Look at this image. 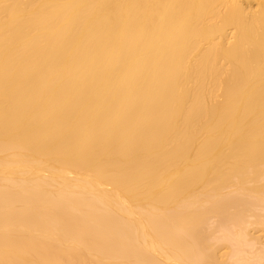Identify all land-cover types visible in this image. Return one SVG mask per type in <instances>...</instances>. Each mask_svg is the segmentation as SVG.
I'll return each mask as SVG.
<instances>
[{
    "label": "bare ground",
    "instance_id": "bare-ground-1",
    "mask_svg": "<svg viewBox=\"0 0 264 264\" xmlns=\"http://www.w3.org/2000/svg\"><path fill=\"white\" fill-rule=\"evenodd\" d=\"M259 200L264 0H0V264L262 263Z\"/></svg>",
    "mask_w": 264,
    "mask_h": 264
},
{
    "label": "rangeland",
    "instance_id": "rangeland-1",
    "mask_svg": "<svg viewBox=\"0 0 264 264\" xmlns=\"http://www.w3.org/2000/svg\"><path fill=\"white\" fill-rule=\"evenodd\" d=\"M230 193H232V192H230ZM230 193H228V194L225 195V196H227V198L224 196V197L226 198V202H227L228 200H234V199H235V203H234L233 205H235V206H234L235 208H238L240 205H238L237 203H241V202H239V201H240V198H239V197H241V201H242V203H243V201H245V197H246V196L244 195V197H243L241 194L234 193V192H233V193H234L233 195L230 194ZM229 195H230V197H229ZM234 195H235V196H234ZM240 195H241V196H240ZM224 197H223V198H224ZM248 197H249V196H248ZM248 197L246 198V201L248 200ZM249 198H251V197H249ZM227 199H228V200H227ZM243 199H244V200H243ZM254 199L256 200V198H254ZM223 200L225 201V199H223ZM251 200H253V198L250 199L249 201H251ZM255 200H254V201H255ZM246 201H245V202H246ZM249 201H248V202H249ZM222 202H223V201H222ZM228 202H229V201H228ZM248 202H247V203H248ZM260 202H261V200L257 201L258 205L261 206V208H264V206L261 205L262 203H264V201H262L261 203H260ZM231 203H232V201H231ZM231 203H229V204H231ZM242 203H241V206L243 205ZM229 204H227V205H229ZM244 204H246V203H244ZM248 204H250V202H249ZM253 204H254V203H253ZM233 205H229V206H230V209H229V207H227V208L229 209V212H231V213H230L231 215H233V213H234L233 210L236 211V209H233ZM250 205H251V204H250ZM241 206H240V207H241ZM240 207H239V210L241 209ZM245 207H248V206H247V205H246V206H243V207H242L243 210L241 209V210L244 211V212H245V210H244ZM227 208H226V209H227ZM250 208H252V207L250 206ZM230 210H231V211H230ZM247 210H248V209H247ZM247 210H246V211H247ZM253 210H254V206H253V208H252L251 210L249 209L248 211L251 212V211H253ZM257 210H258V208H257ZM257 210H256V211H257ZM254 211H255V210H254ZM225 212L227 213L228 210H227V211L225 210L224 213L220 214V215H221V218L219 217V219H224V221H225V222H223L224 224L226 223L227 219H229V218H225V216H226V215H225ZM250 212H249V214H250ZM257 212H258V213H257ZM257 212H255L256 214L253 213V214H255L256 216H257V214H259L257 217H254V218H253L254 220H258V219H255V218H259L261 214H264V209L260 210V208H259V210H258ZM242 213H243V212H242ZM245 213H246V212H245ZM245 213H244V214H245ZM227 214H229V213H227ZM234 214H235V213H234ZM247 214H248V213H247ZM249 214H248V215H249ZM220 215H218V216H220ZM231 215H228V216H226V217H229V216H231ZM253 216H254V215H253ZM261 216H262V215H261ZM243 217H245V216H243ZM249 217L252 218V216H249ZM262 217H264V216H262ZM216 218H218V217H216ZM216 218H215V217H212V218H211L212 220L210 219V221H209L210 223L208 222V223H207L208 225H207V227H206V228L209 227V229H210L211 231H209V230H208V231H209V232H212V231H213V232H212L213 234H211V235L209 234V235H208V234H207V233H209L208 231H207V232L204 231V232H206L205 234H207V235H205L204 233H203V234H204V238H205V236H206V237H207V236H210V237H208V238H209V239H208L209 242L207 241V239H205L208 243H211V244H212V243L214 242V243H215V246H217V248H218V246H219V247L223 246V247L225 248V249L222 248V247L219 248V253H220V252L223 253L224 251H227V252H228L229 249L226 248V247H228V248H231L230 251H231L232 254L230 253V256H233V257H234V255H236V254H238V253L240 254V253L243 252L242 254H240V255H242V256L239 255V257L242 258L243 255H244V253H246V255H244V257H245L244 260H246L247 257H248V259H250V257L252 258V256H254V255H253V252H254V254H255V252L257 253V251L259 250L260 247L262 248V250H264V228H262V227H264V225L259 226L260 224L257 225L258 223H257V224L254 223L255 225H253V224H252V223H253V221H252L253 219H251L250 221H252V222H250L251 225L248 226V228H249V229H248V228L246 227V223H248V221H247V222L244 221V222H245V223H243L244 228L246 229V231H248V232L250 233L249 236H252V237L256 238L254 241H257L258 244L255 243L254 241H252L253 243H255L254 245H253V243H252V244H250V243L248 244V243H247V244H244V246H242V243H241L240 241H238V240H237V237H236V236H238V237H239V236H242V234H241V235H236L235 232H236L238 229H237L236 227L233 228V226H231V223H230L229 221L227 222L228 225H227V223H226V225H227L228 228L231 226V228L234 229L233 231H234L235 234L233 233V237H236V238H233V239H234V240L236 239V242H237V241L240 242L239 244H241L242 248L244 247V250L247 251V252L244 251V250L240 247L241 250H243V251L239 252V250H236V249H235L236 245H239V244H237V243L235 242V243H236V245H235V243L233 244L234 241H232V240H233L232 238H231L232 240H230V239H228L229 237H225L226 235H227V236L229 235V236L231 237V236H232V233H230L231 231H230V230L228 231V228H227L226 225H225L224 227L227 228V229H226V228H225V229H226L231 235L228 234V233L226 234L227 231H226V232L224 231V230H225L224 227H223V226H222V227L219 226V224L222 225V224H221V221H223V220L219 221V219H216ZM231 218H232V216H231ZM246 218H247V217H245V219H246ZM215 219H216V220H215ZM249 219H250V218H249ZM259 220H262V219H259ZM207 221H208V220H207ZM211 221H212V222H211ZM217 221H219V222H217ZM250 223H248V224H250ZM205 224H206V223H205ZM248 224H247V225H248ZM202 228H203V227H202ZM203 229H204V228H203ZM203 229H202V230H203ZM232 229H231V230H232ZM236 229H237V230H236ZM206 230H207V229H206ZM222 230H223V231H222ZM224 232H225V235L223 234ZM222 234H223V235H222ZM237 234H238V231H237ZM234 235H236V236H234ZM222 237H225V238H227L228 240L225 239V238H224V239H225V240H224V239H222ZM242 237H243V238H240V237H239V240H240V239L243 240L244 238H245V239L248 238V237H246V236H242ZM246 240H247V239H246ZM211 241H212V242H211ZM230 241H231V242H230ZM244 241H245V240H244ZM249 241L251 242V240H249ZM249 241H246V242H249ZM246 242H243V243H246ZM214 243H213V244H214ZM250 245H252V246H250ZM255 245H256V246H257V245H258V246L261 245L260 247H258V250H257V251H254V249L256 250V248H257ZM239 246H240V245H239ZM239 246H237V247H239ZM254 247H255V248H254ZM220 249H221V250H220ZM237 249H238V248H237ZM235 250L238 251V253H236ZM222 251H223V252H222ZM232 251H233V252H232ZM234 251H235L236 254L234 253ZM227 252H225V254L229 255V252H228V253H227ZM261 252H262V251H261ZM258 253H259V252H258ZM255 255H256V254H255ZM258 255H259V254H257V256H258ZM260 255L264 256V254H262V253H261ZM230 256H229V257H230ZM257 256H256V257H257ZM229 257H227L226 259L229 260V259H230ZM233 257H231V261H232V263H233L234 260H235ZM237 257H238V256H237ZM254 257H255V256H254ZM256 257H255V258H256ZM259 257H260V256H259ZM232 258H233L234 260H232ZM241 258H240V259H241ZM262 258H264V257H262ZM262 258H261V259H262ZM248 259H247V261H248ZM253 259H254V258H253ZM253 259H252V260H253ZM220 260L222 261V259H220ZM224 260H225V258H224ZM237 260H239V259H237ZM244 260H243V261H244ZM250 260H251V259H250ZM254 260H256V261H254V262L252 261L253 264H255V263L257 262V260H259V259H254ZM235 261H236V260H235ZM225 262H226V261H225ZM225 262H224L223 264H228V262H227V263H225ZM239 262H242V261L240 260ZM239 262H238V263H239ZM249 262H250V261H249ZM245 263H246V262H245ZM247 263H248V262H247ZM262 263H264V261H262ZM262 263H260V260H259L258 264H262ZM229 264H230V263H229ZM242 264H243V263H242ZM249 264H250V263H249ZM256 264H257V263H256Z\"/></svg>",
    "mask_w": 264,
    "mask_h": 264
}]
</instances>
